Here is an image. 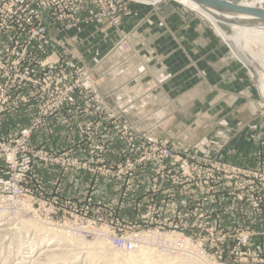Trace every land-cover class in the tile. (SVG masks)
Returning a JSON list of instances; mask_svg holds the SVG:
<instances>
[{
  "label": "rangeland",
  "instance_id": "obj_1",
  "mask_svg": "<svg viewBox=\"0 0 264 264\" xmlns=\"http://www.w3.org/2000/svg\"><path fill=\"white\" fill-rule=\"evenodd\" d=\"M130 4L199 16L241 65L250 92L240 106L252 119L223 134L207 115L199 121L210 129L166 134L154 130L152 111L145 129L129 112L149 89L108 103L98 93L102 59L86 65L79 38L67 45L57 36L98 24L115 32L110 51L129 52ZM244 42L264 72V40ZM0 64V178L15 176L6 160L14 148L45 157L33 158L21 181L25 211L0 218V264H90V250L93 264H105L110 253L137 249H148L152 264H264V98L198 11L176 0H0ZM23 130L25 143L15 145ZM55 130L62 147L38 145ZM22 219L41 224L22 227ZM48 232L64 239L45 241Z\"/></svg>",
  "mask_w": 264,
  "mask_h": 264
},
{
  "label": "crops",
  "instance_id": "obj_2",
  "mask_svg": "<svg viewBox=\"0 0 264 264\" xmlns=\"http://www.w3.org/2000/svg\"><path fill=\"white\" fill-rule=\"evenodd\" d=\"M127 10L122 26L130 32L129 52L110 51L115 32L98 24H83L79 29L57 36L67 45H73L79 38L76 48L86 65L92 66L94 61L102 59L97 68L98 93L108 103L116 105L123 98L126 102L143 93L145 88L149 89L147 99L140 98L133 103L136 112L127 110L143 119L144 129L149 127L145 115L152 111L149 118L159 120L154 130L166 134H173L179 128L200 132L210 129L209 122L205 120L207 126H202L199 121L207 115L216 119L215 131L223 134L252 119L240 106L250 92L242 79L241 65L199 16L160 4L157 9L151 5L130 4ZM210 88H213L211 93ZM139 89L143 91L139 93ZM36 137L37 133L33 139ZM51 142L56 147L65 144L60 140L59 131L55 130L51 137L43 131L38 145L46 147ZM40 168L35 169L37 173Z\"/></svg>",
  "mask_w": 264,
  "mask_h": 264
},
{
  "label": "bare ground",
  "instance_id": "obj_3",
  "mask_svg": "<svg viewBox=\"0 0 264 264\" xmlns=\"http://www.w3.org/2000/svg\"><path fill=\"white\" fill-rule=\"evenodd\" d=\"M153 1V0H151ZM180 3L187 5V7L198 11L203 15L215 28V30L221 35V38L230 46L237 58L242 62L243 65L247 66L250 76L258 78V87L260 93L264 98V72H260L258 63L256 62L255 56L248 49H245V39H257L264 40V25H239L234 23H228L227 25L231 29L230 32L223 30L220 27V21L222 22V15L214 12L212 9H204L198 6L192 0H176ZM232 5L243 6V7H253V6H264V0H225ZM221 18V19H220ZM252 37V38H251ZM264 69V67H262ZM37 222L35 219H22V227H32L35 228L34 224L31 222ZM39 223V222H37ZM41 224V223H39ZM48 226V225H47ZM27 228V229H28ZM54 228V227H53ZM56 228V227H55ZM25 229V228H24ZM37 229V228H36ZM30 230H32L30 228ZM50 235L46 238L45 241H62L64 237L53 232H48ZM66 240L68 238L65 237ZM147 250V251H146ZM137 249L134 251H129L125 255H117L116 253H110L109 259H107L105 264H152L151 254L148 252V249ZM146 251V252H145ZM60 258L64 257V254L58 253L53 254ZM96 253H93L92 250L87 252V260L90 259V264L94 263V257ZM154 257V256H153ZM179 259V258H178ZM193 261V260H192ZM89 263V262H88ZM176 264V263H175ZM177 264H196L191 261H182Z\"/></svg>",
  "mask_w": 264,
  "mask_h": 264
},
{
  "label": "built area",
  "instance_id": "obj_4",
  "mask_svg": "<svg viewBox=\"0 0 264 264\" xmlns=\"http://www.w3.org/2000/svg\"><path fill=\"white\" fill-rule=\"evenodd\" d=\"M31 59V55L27 57V65L25 66V72L30 70V63L28 62ZM1 65V64H0ZM17 65V64H15ZM30 130H23L19 136L15 139H12L15 145L24 144L26 138L28 137ZM0 149H1V136H0ZM18 150L14 148L12 152L6 155V160L10 164L12 170L11 174H15L8 179L0 178V218L8 216L12 213L24 212L25 206L23 201L29 199V195L21 189V181L25 182L28 178L24 173L27 170L30 171V165L33 158L41 155L35 153H24L20 157L17 156ZM45 161V157H42ZM20 181V182H19ZM56 202V201H55Z\"/></svg>",
  "mask_w": 264,
  "mask_h": 264
},
{
  "label": "water",
  "instance_id": "obj_5",
  "mask_svg": "<svg viewBox=\"0 0 264 264\" xmlns=\"http://www.w3.org/2000/svg\"><path fill=\"white\" fill-rule=\"evenodd\" d=\"M204 9H212L222 15L220 27L227 32L231 29L228 23L239 25H264V6L243 7L232 5L225 0H192ZM221 19V18H220Z\"/></svg>",
  "mask_w": 264,
  "mask_h": 264
}]
</instances>
